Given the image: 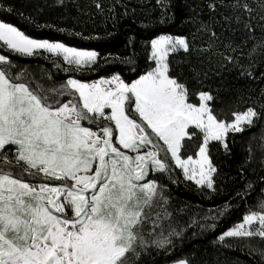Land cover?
<instances>
[{
	"label": "snow or ice",
	"instance_id": "6c2138e0",
	"mask_svg": "<svg viewBox=\"0 0 264 264\" xmlns=\"http://www.w3.org/2000/svg\"><path fill=\"white\" fill-rule=\"evenodd\" d=\"M157 3L159 23H165L171 19L169 0ZM95 7L105 11L101 0H95ZM208 8L213 13L224 9L219 12L223 24L213 17L207 22L193 18L199 24L196 33L208 37L202 46L195 43L196 33L191 39L170 34L151 39L152 63L130 83L119 74L91 83L72 77L40 83L18 57L47 53L67 65L54 60L57 69L69 73L93 70L100 54L33 38L0 21V50H7L0 51V264H141L152 249L175 250L186 226L173 211L183 209H171L159 177L178 183L174 173L179 169L184 180L216 192L218 169L209 143L229 151V133L264 120V103L261 111L248 107L228 120L215 107L218 94L189 84L190 79L201 83L191 62L194 52L219 57L221 68L233 64L242 76L253 77V57L264 52V0H209ZM0 10L18 11L3 3ZM20 15L37 27H52ZM134 55L122 60L134 64ZM245 56L248 65L241 64ZM192 144L198 149L195 158L188 154ZM260 150L264 167V145ZM248 152L245 165L255 158L251 145ZM253 190L249 181L236 192L245 201V212L216 239L224 247H231L226 239L240 241L258 252L264 264V196L249 204L246 197ZM232 207L225 202L202 217L201 230L215 228ZM173 264L194 260L180 256Z\"/></svg>",
	"mask_w": 264,
	"mask_h": 264
},
{
	"label": "trees",
	"instance_id": "16d2710c",
	"mask_svg": "<svg viewBox=\"0 0 264 264\" xmlns=\"http://www.w3.org/2000/svg\"><path fill=\"white\" fill-rule=\"evenodd\" d=\"M101 2L105 9L103 13L95 7V0H64L63 4H59L57 0H0L5 8L11 5L18 10L12 13L0 10V21L12 23L33 38L61 41L69 46L95 50L100 54L101 59L93 70L69 73L57 69L53 65L54 60L62 67L67 65L47 53L33 57H18L19 62L45 85L52 81L62 82L68 77L92 82L110 78L113 74H119L130 83L143 74L152 63L149 59L151 39L162 34L183 35L191 39L199 27L194 17L206 22L213 17L221 20L223 24L219 12L224 9L211 12L208 8L209 0H169L167 15L171 19L165 23H159L161 7L157 0H101ZM20 13L25 17L35 16L41 25L47 23L52 27H37L36 24L28 23ZM216 30L220 32L218 26ZM196 34L198 39L195 43L202 46L208 38L207 34ZM255 35L257 37L261 35L259 29ZM236 38H240L239 33ZM251 44L252 41H249L248 46L251 47ZM133 53L134 64L122 60ZM179 55L182 57L183 53ZM253 60L255 61L252 68L253 77H249L241 75L242 69L239 66L228 64L221 68L219 57L213 56L209 59L205 54L194 52L191 62L200 73L198 79L201 83L196 79H190V87L203 90L211 88L218 94L215 107L223 109L228 120L234 119L233 112H243L248 107L261 111V104L264 103V97L261 96V90L264 89V78L261 77V73H264V52L255 55ZM249 63L246 56L241 58V64ZM48 74L52 80L48 79ZM221 118H224V115ZM227 141L229 151H225L216 141L209 143L212 161L218 169L216 192L197 188L193 182L184 180L179 169L174 173V176L179 178L178 183H172L167 176L159 177L161 183L165 185V194L170 197L171 209H183L179 213L173 211V215L180 225L186 226V231L182 240L177 241L174 251L165 253L163 250L152 249L150 254L142 256L141 264H171L180 256H191L194 264H262L260 254L250 252L240 241L226 239L225 243L231 244V247H224L216 238L232 227L245 212V201L237 197L236 192L242 190L246 183L254 182V190L246 197L249 204H255L258 196H264L260 191L264 188V180L260 179L264 177V167L260 163L262 155L260 145H264V120L257 121L252 127L246 126L244 132L229 133ZM249 145L255 153V158L245 165ZM197 150L196 144H192L188 154L195 157ZM225 202H231L233 205L230 213L218 219L215 228L202 231L199 224L205 221L201 218L213 215V210L222 207ZM193 219L198 223H191Z\"/></svg>",
	"mask_w": 264,
	"mask_h": 264
},
{
	"label": "rangeland",
	"instance_id": "374dc122",
	"mask_svg": "<svg viewBox=\"0 0 264 264\" xmlns=\"http://www.w3.org/2000/svg\"><path fill=\"white\" fill-rule=\"evenodd\" d=\"M93 82V81H92ZM88 83H91V82H88ZM211 142H215V141H211ZM195 158V157H194ZM171 264H173V263H171Z\"/></svg>",
	"mask_w": 264,
	"mask_h": 264
}]
</instances>
